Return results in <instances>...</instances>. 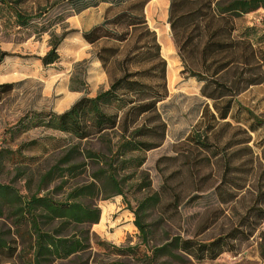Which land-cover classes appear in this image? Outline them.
<instances>
[{
    "label": "rangeland",
    "instance_id": "374dc122",
    "mask_svg": "<svg viewBox=\"0 0 264 264\" xmlns=\"http://www.w3.org/2000/svg\"><path fill=\"white\" fill-rule=\"evenodd\" d=\"M146 4L147 23L156 33L160 54L166 62L167 95L156 104L165 123L164 139L159 147L144 153L143 163L124 182L121 195L100 198V193L91 200L99 208V218L90 226L92 240L86 259L89 264H145L141 256L145 248L139 244L132 210L138 200L157 191L161 198L159 203L148 208L143 216L145 222L154 224L149 245H159L173 235L208 241L219 235L228 236L234 227L257 222L255 231L246 239L229 240L228 244L234 245L231 250H224L213 259L191 260L185 264H264L259 253V246L264 245V218L258 220L250 208L264 209V204L254 202L255 194L264 191V162L260 158L264 122L249 131L250 120L244 110L237 109L238 103L264 119V81L236 95L230 116L222 120L228 125L215 127L208 133L209 143L218 148L211 146L208 151L198 153L192 142H185V137L199 121L203 104L207 102L209 106L211 102L199 94L201 82L181 72V62L171 35L167 33L168 0H148ZM103 5L107 8L110 2L89 6V0H0V51L7 53L0 62V84H10L7 90H0V183L10 185L21 195L36 191L38 175L54 165L70 145L78 144L82 153L90 145L98 147L95 139L90 144L89 140L78 142L69 134L41 122L42 116L60 113L77 99L68 97V91L80 89L79 95L93 96L108 86L111 78L104 71L103 79L98 82L89 69L90 59H96V47L82 39L83 43L69 32L56 47L58 58L55 62L42 66L38 57L49 49L51 38L59 37L74 25L76 29L89 27V17L103 15ZM17 12L26 18V23L19 22ZM233 23L234 36L246 29L253 46L264 48V9L257 8L238 16ZM261 69L264 75V63ZM237 127L247 130L248 142L242 141L245 134L236 132ZM199 154L206 158L195 166H187L185 156L196 158ZM81 160L84 168L65 171L63 176H59L62 171H56L57 174L39 188V193L46 192L55 200H63L72 188L91 181L90 174L95 166L90 165L88 159H82V155H73L70 159L71 162ZM226 162L231 168L225 171ZM65 167V164L59 165V169ZM224 172L235 184L224 185L234 196L222 202L213 188ZM140 176L148 178V189H138ZM165 178L166 191L161 192ZM98 188L100 191L107 189L101 185ZM172 193L176 199L170 198ZM167 200L176 201L177 206L166 205ZM81 201L90 203V197ZM12 222L13 218L4 208L0 215V231L9 230L10 237H13ZM134 245H137L134 252L117 250ZM72 258L60 264H72ZM158 262L180 264L167 257L159 258Z\"/></svg>",
    "mask_w": 264,
    "mask_h": 264
},
{
    "label": "trees",
    "instance_id": "16d2710c",
    "mask_svg": "<svg viewBox=\"0 0 264 264\" xmlns=\"http://www.w3.org/2000/svg\"><path fill=\"white\" fill-rule=\"evenodd\" d=\"M99 2H110V5L99 23L81 33V39L96 47L95 57L111 78L110 82L93 96L82 95L64 111L48 113L41 119L44 126L67 133L78 142L89 140L90 144L95 139L98 147L90 145L82 153L78 144L70 145L54 165L38 175L36 191L27 195L0 183V215L7 208L8 216L13 218V237L8 236L9 230L0 231V264H53L57 261L60 264L69 257H73L72 264H89L86 252L92 240L90 226L99 218V208L91 200L100 193V198L121 195L124 182L143 163L144 153L159 147L164 139L165 123L156 104L167 95L166 62L160 54L156 33L149 27L144 14L148 0H89V6ZM257 8L264 9V0H168L167 23L182 65L181 72L200 81L199 94L211 102L209 106L207 102L203 104L199 121L185 137V142H192L198 153L208 151L211 146L218 148L209 143L208 133L215 127L228 125L222 120L230 116L236 95L264 81L261 69L264 48L253 46L246 29L238 36L233 35L234 18ZM15 15L20 23L27 22L18 12ZM71 31L49 40V49L38 57L42 66L57 60L56 47ZM5 56L7 53L0 51V62ZM8 88L10 84H0V90ZM237 109L244 110L250 120L249 131L264 122L247 107L237 103ZM247 130L240 127L235 130L245 134L243 142L250 139ZM261 144L260 158L264 162V137ZM73 155H82V159H88L89 164L95 166L90 174L91 181L72 188L63 200H55L46 192L40 194L39 188L45 186L56 171H62L59 176H63L65 171L84 168L83 160L70 161ZM199 156L186 155L187 166H195L206 158V155ZM60 164L66 167L59 169ZM223 167L225 171L231 168L228 162ZM227 172L213 188L222 202L234 196L224 187L235 184L232 177H226ZM139 178L138 189H148V178ZM99 185L107 189L100 191ZM166 187L165 178L160 191H166ZM88 196L90 203L81 201ZM170 198L173 200L177 196L172 193ZM160 199L159 192L153 191L138 200L132 210L139 244L145 248L141 255L145 264H160L161 257L172 258L180 264L213 259L234 247L228 244L229 240L246 239L256 229L257 222L245 227L241 224L242 228L234 227L228 236L223 234L208 241L173 235L159 245H149L154 224L145 222L143 216ZM256 201L264 204V191L255 194ZM170 202L167 200L165 204L177 206L176 201ZM250 208L258 220L264 218L262 207ZM136 247L117 250L134 252ZM259 253L264 259V245L259 246Z\"/></svg>",
    "mask_w": 264,
    "mask_h": 264
},
{
    "label": "crops",
    "instance_id": "0c3cea01",
    "mask_svg": "<svg viewBox=\"0 0 264 264\" xmlns=\"http://www.w3.org/2000/svg\"><path fill=\"white\" fill-rule=\"evenodd\" d=\"M106 6L107 5H103V7H102L103 11H104V8H106ZM102 16L103 15H101V13H99V15L97 16V18L96 17H93L91 19L89 17V27H87V28H84V29L77 28L76 29L75 28V25L72 26L70 30H74V31H71V33H73L76 36V38H78V39H80L82 41V39H81V33L84 32V31L89 30L92 26H94L95 24L99 23L101 21V19H102ZM89 69H90L91 75H94L95 80H97L99 82L100 80L103 79L104 72H103L102 68L100 67V64L97 61V59H95V58H91L90 59V61H89ZM260 84H257V85H260ZM257 85L249 86V88L250 87H253V86H257ZM246 90H248V88L245 89L244 91H246ZM67 96L68 97L71 96L72 99H76V98H79L82 95H79L78 90H70V91L67 92Z\"/></svg>",
    "mask_w": 264,
    "mask_h": 264
},
{
    "label": "water",
    "instance_id": "95a60500",
    "mask_svg": "<svg viewBox=\"0 0 264 264\" xmlns=\"http://www.w3.org/2000/svg\"><path fill=\"white\" fill-rule=\"evenodd\" d=\"M167 33L170 35V28L167 26Z\"/></svg>",
    "mask_w": 264,
    "mask_h": 264
}]
</instances>
